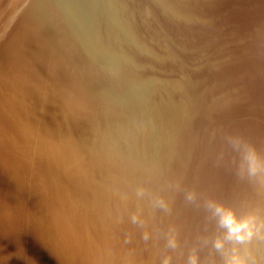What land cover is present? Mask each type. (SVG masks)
Instances as JSON below:
<instances>
[{"label":"rangeland","instance_id":"374dc122","mask_svg":"<svg viewBox=\"0 0 264 264\" xmlns=\"http://www.w3.org/2000/svg\"><path fill=\"white\" fill-rule=\"evenodd\" d=\"M44 1L0 0V11L3 13H0V63L4 47L9 41L22 43L20 33L24 21L38 2L39 7H43L42 13L49 20L48 27L55 26L49 28L52 36L61 39L66 45L64 54L68 62H72L70 65L76 70L79 80L90 87L91 96L95 95L93 98L99 104L101 124L107 121L109 125L112 123V138L117 142L116 147L128 158L131 157L130 161L136 159L134 163L138 162L132 167L141 181L138 183L139 195L127 205L124 210L127 212L117 216L120 220L122 218L121 222L117 217L112 222L109 247L124 248V251L133 253L134 258H140L136 260L146 264H190L191 260L195 264H230L238 242L227 238L228 233L222 226L221 217L230 212L235 218L239 216V220L236 218L238 221L248 220L264 158V0H184L185 4L183 0ZM180 11L186 15L182 13L181 16ZM82 48H86L85 51ZM76 50L79 52L77 55ZM24 53L21 51V54ZM92 58L97 60L94 62ZM107 66L111 67L109 70L113 67L115 70L111 72ZM116 70H119L120 75H116L118 78L114 75ZM134 76L138 83L134 82L136 85L133 83ZM143 79L148 82L146 87L145 82L142 83ZM117 99L119 105H116ZM0 105V113H3L0 117L3 118V105ZM111 109L112 113H109ZM114 114H118V117L114 118ZM130 115L136 117L135 120L132 116L133 119H130ZM1 118L0 135L4 137L0 136V171L4 169L1 171L3 174L13 172L18 175L21 239L26 244L32 240L36 225L44 228L45 221L49 219L51 211H40L38 207L50 197V191L45 189L46 185H50V168L38 156L24 158L26 151L24 156L18 157L19 151L12 149L11 145L13 140H19L20 144L18 141L16 144L20 148L22 139L19 136L17 139L7 119ZM136 125H140L137 127L139 131L134 128ZM2 126L6 127L5 132ZM7 129H10L9 132ZM7 133L12 136L11 139L15 138L12 142L8 141L11 139ZM119 134H123V137ZM7 141L12 143L8 144L10 150L6 148ZM128 141L132 144L129 145ZM248 148H251L250 152ZM249 154L255 156L256 173L253 177L248 172ZM9 162L12 163L11 168ZM8 169L10 171H6ZM210 205L219 206L220 214L215 213ZM242 205L247 206L242 208ZM236 210L239 214H235ZM145 223L147 227L143 226ZM145 229L147 232H144ZM113 230H116L115 233ZM133 230L134 233H131ZM113 234L118 241L114 240ZM217 241L222 242L219 249L215 246ZM250 251L243 244L242 261L250 258ZM153 252L157 256L156 261Z\"/></svg>","mask_w":264,"mask_h":264},{"label":"bare ground","instance_id":"6f19581e","mask_svg":"<svg viewBox=\"0 0 264 264\" xmlns=\"http://www.w3.org/2000/svg\"><path fill=\"white\" fill-rule=\"evenodd\" d=\"M37 1H39V0H37ZM45 1H44V3H45ZM180 1H182V0H180ZM185 1H187V0H185ZM185 1L183 0L182 3L184 2V4H185ZM63 2H64V0H63ZM46 4H43V5L46 6ZM57 4L59 6L60 3L58 2ZM34 5L35 6L32 7V9L30 10V13L28 14V16L25 19L24 24H23V30L20 33L21 37L23 39V41L21 40L22 43H19L18 41L17 42L15 41V43L9 41L4 47V50H3L4 52L2 55V61L0 63V103L3 105V111H2V112H4L3 118L7 119L10 129L12 132H14L15 135H17L16 136L17 139H18V136H19V138L21 137V139H22V146L20 148H18V145L16 143H17V141L19 143V140H13L15 138L11 139V137L14 136V135H12V132H10L12 136L7 133V136L10 135L9 139H11L8 141L12 142V140H13V144L11 143L12 145L8 141H7L8 142L7 145L10 144L12 146V149H14L15 151H17V150L19 151L20 155H18V157L22 156V154L24 156V154H25L24 151H26L27 153L24 156V158L27 156H30V157H34V156L37 157L38 156V158L39 157L42 158L43 161H45L47 163L48 167L50 168V172H49L50 185L48 187H47V185L45 186V189L50 191V197H49V200L43 202L42 204L39 205V207L38 206L37 207L40 211H43L42 209H46V211H51V212L48 214L49 219H48V222L45 221L46 225L44 226V228L36 225L34 235L32 237V240L30 241V243H26V244L22 243V239H21V213H20L21 200H20V196H19L20 192L18 189V182L19 181H17V179H16V177L18 175L16 176L15 173H13V172L11 174L8 173L9 175L6 173L3 174L1 171L4 169H2L0 171V264H146L144 262H141V260H140V262L138 260H136V258L138 256L136 258H134L133 253L131 254L129 251L128 252L124 251L123 250L124 248L123 249H121V248L117 249V248L109 247L110 245H108V238L110 237L109 232L111 230L110 228H111L112 222L116 221V217L120 216L121 212H127V210L124 211L125 208H127V205L129 206L130 205L129 203L131 201L135 200L137 195H139L138 191L140 189L138 190V183L141 181H139L140 180V178L138 177L139 175L137 176L135 174L136 172L134 173V168L132 167V164L135 165L138 162L134 163V160H136V159H134V160L132 159L133 162L130 161L129 159L131 157L129 156L130 158H128L126 155H124L116 147V145H117V144L115 145L116 141L114 142L115 138L114 139L112 138V129H114L112 127H114V126H111L112 123L109 125L107 119H105L107 121V123L105 122L104 124H101L99 113H98L99 112V110H98L99 104L93 98L95 95L93 97L91 96V93H90L91 90H89L90 87L88 88L82 81L79 80L77 73H76V70L73 68V66L70 65V63H72V62H70V63L68 62V60L66 58L67 56L65 55L66 53L64 54V48L66 45L61 41V39H57V38L52 36V34L49 30L50 27H48V22H47L49 20L46 19L47 17H45L46 16V15H44L45 13L44 14L42 13L43 10L41 11V8H43V7L40 8L38 5V2ZM163 8H164V6H163ZM174 9H176V8H174ZM52 10L53 9H51V11ZM57 10L60 11V9H58V8H57ZM171 10L173 11V9H171ZM66 11H68V10H66ZM168 11H170V10H168ZM55 12L57 13V11H55ZM0 13H2V12L0 11ZM182 13H183V11L181 12V16H182ZM46 14L48 15L47 11H46ZM50 14L51 13H49V16H51ZM173 14L174 13L172 12V15ZM176 14H178V12ZM56 15H58V14H56ZM60 15H61V13H60ZM62 15H63V13H62ZM184 15H186V14H184ZM183 17L187 18L185 16H183ZM64 20L66 21V19H64ZM51 21L53 22V20H51ZM62 23H63V21H62ZM71 24L72 23H70L69 25H71ZM53 25L50 29L55 27V26L53 27ZM67 29H68V27H67ZM62 30H63V28H62ZM68 30H70V29H68ZM72 30L73 29L71 28L70 31H72ZM64 32H66V31H64ZM56 33H58V32H56ZM73 33H74V31H73ZM53 34H54V32H53ZM18 40L20 41V39H18ZM83 40H85V38H83ZM108 46H109V44H108ZM77 49H79V48H77ZM83 49L84 48H82V50ZM85 49L83 51H85ZM117 50L118 49H116V51ZM21 51L25 52L24 53L25 55L21 54ZM78 53L76 50V55ZM80 55H81V53H80ZM91 55L93 56L94 54H92V52H91ZM76 58H78V57H76ZM84 58H85V56H84ZM94 58H96V57H94ZM91 60L93 61L94 59L92 58ZM95 60H97V59H95ZM95 60H94V62H95ZM102 60H103V58H102ZM107 62H109V61H107ZM107 62H104V63L106 64ZM96 63H97V61H96ZM102 63H103V61H102ZM74 64H76V63H74ZM97 64H99V63H97ZM109 64L111 65V63H109ZM86 65H88V64H86ZM112 65H115V64H112ZM97 67H99V66H97ZM131 67H132V65L130 66V68ZM107 68H108L107 70H109L111 67L107 66ZM114 68L115 67H113V69ZM113 69H111V70H113ZM116 69H117V67H116ZM111 70H109V71H111ZM99 71H100V69H99ZM103 72H104V70H103ZM115 72H113V73H115L114 74L115 77L120 75V74L118 75L119 70H118V72H117V70ZM82 74L84 75V73H82ZM110 75H113V74L111 73ZM134 79H135V76H134ZM88 80H90V79H88ZM126 80H128V79H126ZM136 80L137 79H135V81H133V83L136 82ZM146 82H147V80L143 79L142 83H144V86H145ZM90 83H92V80ZM142 83L140 85H142ZM102 84H103V82H102ZM136 84H138V83L136 82ZM100 86H102V85H100ZM103 86H104L103 88L106 87L105 85H103ZM137 87H138V85H137ZM134 88H136V87H134ZM97 89H99V88H97ZM98 92L99 91H97L96 93H98ZM113 102H115V100ZM117 102H118V99H117ZM101 103H102V101H101ZM148 103L149 102H147V104ZM117 104L119 105V102L116 103V105ZM108 107H110V106L108 105ZM123 107L126 108V106H123ZM103 108H104V106H103ZM150 108H151V106H150ZM109 110H110V108H109ZM106 111L108 114V109H106ZM109 113H112V109H111V112H109ZM140 113H141V111H140ZM0 114H3V113H0ZM135 114H134V116H135ZM146 115L147 114H145V116ZM121 116H122V114H121ZM131 116L132 115L129 116L130 119L132 117H134V116H132V117ZM145 116H144V120H145ZM115 117H118V114L116 116L114 114V118ZM174 117H175V115H174ZM3 118H1V119L3 120ZM135 118L136 117H134V120H135ZM148 118H150V117H148ZM109 119H111V118H109ZM112 119H113V117H112ZM118 120L120 121V118ZM122 120H123V117H122ZM128 122H130V120ZM135 122H138V121H135ZM5 124H7V123H5ZM131 124H133V123H131ZM148 124L150 125V122H148ZM148 124H147V126H148ZM173 124H175V123H173ZM177 124H178V122H177ZM145 125H146V123H145ZM139 126L136 125V127H134V128H137ZM258 127H257V129H258ZM5 128H3V126H2L3 130ZM115 128H116V123H115ZM118 128L119 127H117V129ZM134 128H133V130H134ZM140 129L146 130V128H141V127H140ZM9 130H8V132H9ZM120 130H121V128H120ZM137 130H138V128H137ZM149 130L153 131L152 129H149ZM4 132H5V130H4ZM143 132H145V131H143ZM148 132L146 134H149ZM117 133L115 136H117ZM141 133H142V131H141ZM122 135H120V136H122ZM0 136H3V135H0ZM129 136L131 137L130 134H129ZM141 136L142 135H140V137ZM144 136H142V137H144ZM147 136H149V135H147ZM152 136H154V135H152ZM152 136H149V137H152ZM127 137L128 136H126V139L130 140ZM6 138L8 139V137H6ZM122 139L124 140V138H122ZM1 140H2V137H1ZM117 140H119V139L117 138ZM122 142H124V141H122ZM0 144H1V142H0ZM120 144L122 145L121 142H120ZM131 144L132 143H130L129 145H131ZM1 147H2V145H0V148ZM8 147L10 148L9 145L6 148H8ZM118 147H120V146H118ZM254 147H255V145H254ZM250 149H249V152H250ZM133 150H135V149H133ZM137 150H140V149H137ZM1 152H2V150H1ZM132 152H135V151H132ZM263 153H264V148H263ZM125 154H127V153H125ZM136 154H138V152ZM253 154H255V153H253ZM128 155H130V154H128ZM133 157L134 156L132 155V158ZM240 157H241V155H240ZM263 157H264V154H263ZM257 159H259V158H257ZM260 160H262V158ZM16 161H18V160H16ZM257 162H258V160H257ZM0 164H1V162H0ZM11 164L9 162L10 168L12 166ZM145 164H146V162H145ZM256 166H258V165H256ZM0 167H2V165ZM139 167H141V166H139ZM147 167H148V165H147ZM258 170H257V172H258ZM6 171H10V170L8 169ZM138 171H140V170L138 169ZM141 171H142V169H141ZM248 172H247V174H248ZM259 172H260V175H259L258 189L256 192V197L254 199V203L252 205V209H250L249 213H248V220H247L248 229L245 230V231H247L250 229L252 232V236H251V239H247L244 243H238V247H237L236 251L233 253L232 260H231L230 264H264V158H263V161L261 163ZM240 175H241V173H240ZM239 178L242 179V176H240ZM236 179H237V176H236ZM248 181L249 180H247V182ZM143 183H144V181H143ZM238 183L241 184L240 182H238ZM39 184H40V181H39ZM249 184H250V182H249ZM253 184H254V182H253ZM245 187L247 188V185ZM235 188H236V186H235ZM244 189H242V190L244 191ZM245 195H247V194H245ZM146 197L147 196H145V198ZM230 202H231V200H230ZM140 206H141V204H140ZM234 206H235V204H234ZM243 206H245V205H242V208H243ZM143 207H146V206H142V208ZM149 207H150V205H149ZM128 209H129V211L131 210L130 208H128ZM139 209L141 210V208H139ZM232 209H233V211L235 210L234 207ZM246 209H248V208H246ZM129 211H128V213H129ZM243 211L247 212V210H243ZM131 212H133V211L131 210ZM236 212H237V210H236ZM138 214L140 215L141 213H138ZM235 214H239V213L237 212ZM147 215H148V213H147ZM122 216H124V215H122ZM141 216H143V215H141ZM144 216H145V214H144ZM236 216H238V215H236ZM131 217H133V215H131ZM118 218L119 217H117V220H118ZM135 218L136 217H134L133 219H135ZM238 218H239V216H238ZM144 219H146V218L144 217ZM121 220H122V218H121ZM121 220L119 218L120 222H121ZM125 221H126V219H125ZM136 222L140 223V221H137V220H136ZM117 223H119V222H117ZM125 223H127V222H125ZM143 224H144V222H143ZM141 225H140V228H141ZM130 226H131V222H130ZM143 226L147 227L148 225L146 226V223H145V225H143ZM115 228H117V227H115ZM131 228H132V226L130 227V230H131ZM134 229H136V228H134ZM115 231H114V233H115ZM145 231H146V229L144 230V232ZM141 232H142V230H141ZM131 233H134V230ZM135 233H136V231H135ZM119 236H121V233ZM131 236H133V234ZM114 237L115 236L113 234V238ZM150 237H152L151 234H150ZM116 238H114V240ZM144 238H145V235H144ZM153 238H155V237H153ZM119 239L121 240V238H119ZM131 242H132L131 244H133V241H131ZM151 242H152V240H151ZM112 244H111V246H112ZM145 244H146V242H145ZM243 244H245L246 248L251 249L250 254H249L250 258L246 261L241 260V258H242L241 257V254H242L241 250H242ZM117 245H118V243H117ZM117 245L115 244L116 247H118ZM157 245L158 244H156V246ZM135 249H136V247H135ZM149 249H150V247H149ZM131 250H133V248ZM136 250H138V248ZM154 250H155V248H154ZM139 251H136V252L138 253ZM131 252H134V251H131ZM154 252H153V255H154ZM143 253H145V252H143ZM157 253H158V251H157ZM168 253H170V252H168ZM141 256L144 257V255H141ZM146 256H147V254H146ZM155 256H156V254L154 255V258L156 261L158 259H157V256L156 257ZM255 257H257V260ZM137 259H140V258H137ZM144 259H145V257H144ZM161 259H162V257H161ZM150 260H151V258H150ZM165 264H166V262H165Z\"/></svg>","mask_w":264,"mask_h":264},{"label":"clouds","instance_id":"9594fccd","mask_svg":"<svg viewBox=\"0 0 264 264\" xmlns=\"http://www.w3.org/2000/svg\"><path fill=\"white\" fill-rule=\"evenodd\" d=\"M249 160V175H255L256 173V168H255V156L253 154H249L247 157ZM210 207L213 208L214 212L217 214H220L221 209L219 206H212ZM221 223L222 226L227 230V238L228 239H235L236 242L238 243H244L247 239H251L252 232L251 230L248 229V224L247 221H238L236 218L230 213H226L221 217ZM216 248L219 249L222 247V242L217 241L216 242ZM190 264H195L194 260L190 261Z\"/></svg>","mask_w":264,"mask_h":264}]
</instances>
